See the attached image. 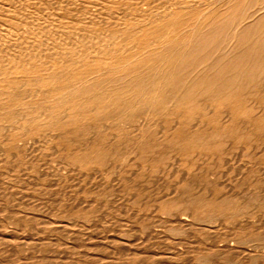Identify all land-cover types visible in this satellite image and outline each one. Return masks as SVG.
Instances as JSON below:
<instances>
[{"label": "bare ground", "instance_id": "1", "mask_svg": "<svg viewBox=\"0 0 264 264\" xmlns=\"http://www.w3.org/2000/svg\"><path fill=\"white\" fill-rule=\"evenodd\" d=\"M32 1H34V0H32ZM177 1H179V0H177ZM207 1H209V0H207ZM13 2H16V1L15 0H0V151H1V153L8 151V153L10 155L11 154L19 155L18 154L19 152H20V154H22V152L19 151L20 149L18 150V148H20L19 145L21 144V142L24 143L27 138H29L30 136L31 137L34 136L36 133H38L40 131L46 132L47 134L49 133L53 137L56 136L58 139H61V140L63 138L61 136L63 135L66 138H69L70 143H73V146H72L73 151H69V153L73 152V156H74L73 159H74L75 164H72V165H77V166H79V169L82 168L85 170V169H94L96 167H104V166L108 165L110 162H112L113 158H115V157L121 158L125 153L124 149L123 150L121 149L123 145H125V147L133 146L134 147L133 149H136V150H142V151L145 150L146 152L148 151L149 153L153 154V156L155 154H159V153H160L159 156H161V154L163 155V153L165 154L167 148H169L167 151V152H169L170 149L174 150L173 149L174 147L176 148L178 146L177 149H179V148L183 149V147H184L185 149L191 150V152H192L191 155L198 153L197 156H195V157H198L197 161H198V159L200 161V156L202 155V152L204 151V147L206 146V144L208 146L210 144H213V145H215L217 147H221V148L224 146H225L224 148H226V146L228 144H230V145L232 144V136H231L232 128L235 126V123L237 122V120L239 121V119H241V128H242L244 135L247 137V139H252L254 135H259V133H263V130L261 128L264 129V102L260 101L259 99H254L252 97L254 95L253 91L255 90L256 85H257L256 82H259L260 84H262L264 82V22L262 23V21L260 19L261 17L259 18V15L261 14V12L264 11V0H262V1L261 0H217V1L214 0L213 2H215V3H217V2L222 3L221 5L218 4V5H220V7H216V5H215V7H211V6L205 7L202 10L197 9V10L201 11L200 14L198 13L199 15L197 14L198 16L201 15V17H199L195 21L194 20L193 21L186 20L187 18L186 19L181 18V17L179 18L180 14H182V12H183L182 9L189 11L187 9H190L193 6V5H191V7H189L185 4L180 3V1H179L176 4L172 5L174 7V9L169 10V12H167L166 16H165V14L163 15V16H165L164 18L160 19L158 17V19H155V20H149L148 19V20H142V21L136 22V23L132 22V21L127 22L124 20L125 22L116 24L117 26H115L113 24L115 27L109 31H106L107 33L105 32V34L104 33L101 34L99 31L100 34H97V35H92L90 33H89L90 35L74 34V35H71L67 38H65V36H66L65 35L64 37H62L63 39L65 38L64 43H63V41L60 42L61 36H60V38H58L56 36V34L55 35L53 34V36H51L52 32L58 33L59 32L58 29L61 30V28L56 27V28H58L56 30H54L53 28H49L51 26L50 23H48L50 26L48 25L49 27H47V28L51 29L50 31H48V32L44 31V30H46L45 27L47 25L45 27L43 26L44 30L43 29L42 30L44 31V35H46L45 33H49L51 35L50 36L46 35L42 39L41 38V37H43L41 35L42 30L40 29L41 30L40 31L39 27H37L38 26L37 24H41V21L39 22V20L37 21V19L33 20L34 17H31L32 15H31V13L29 14L27 7H25V5H22V7L20 9V8H17L19 5L17 6ZM169 2L170 1H168L167 3H169ZM213 2L211 1V3H213ZM22 3H23V1H22ZM42 3H44V2H42ZM191 3H193V2H191ZM198 5H196V6H198ZM32 6H34V5L31 4V8L33 9ZM173 7H171V8H173ZM29 8H30V6H29ZM85 8H87V7L85 6ZM193 8H195V7L193 6ZM38 9H40V8L38 7ZM101 9H103V8H101ZM143 10H145V9H143ZM32 11H34V10H32ZM96 12H97V10H96ZM146 12H148V11H146ZM161 12H163V11H160V13ZM37 13H39V12H37ZM142 13H140V15ZM80 14H81V12H80ZM51 15L54 16L53 13ZM75 15H77V14H75ZM100 15L98 14V16H100ZM140 15H139V17H140ZM34 16H35V14H34ZM52 16H50L51 19H52ZM156 16H158V15H156ZM87 17H88V15H87ZM147 18H148V14H147ZM87 19L89 20V18H87ZM91 19H92V17H91ZM94 19L97 20L96 17H94ZM93 20H92V22L91 21H89V22H91L92 24L96 23V21L93 22ZM110 20H112V19H110ZM34 21L35 22L37 21L35 23L36 25L33 24ZM59 22H60V20H59ZM16 23H18V26H20V27L22 26V23H27V25L29 23V26L25 25V26H27L26 28L23 26L25 28L22 31L23 33L17 34V33H15L18 31L17 28L14 29L13 27L9 26V25L16 24ZM43 23H42V25H43ZM46 23H44V24H46ZM51 23L53 24L54 22H51ZM113 23H115V22H113ZM30 24H31V26H30ZM102 24H104V23H102ZM111 24H112V22H111ZM54 25H52V26L54 27ZM66 26L67 25H65V28L68 29ZM66 29H62L61 31L65 30V33H68L67 32L68 30L66 31ZM106 29H108V28H106ZM83 30L86 32L85 28ZM102 30H101V32L104 31V30L103 31ZM36 31L40 32V34L39 33L35 34L34 32H36ZM79 31H80V29H79ZM79 31H77V33ZM12 32H14L17 35L16 36L14 34V36L17 37V39L15 41H13L14 38L11 39L12 38ZM80 32H82V31H80ZM87 32H88V30H87ZM97 33H98V31H97ZM261 88H262V86H261ZM261 88L259 85L258 89H261ZM262 91L263 90H261V94H262ZM252 93H253V95L251 96ZM233 94L235 96H232ZM237 94H239L238 96H240L239 99L236 96ZM255 95L257 97H260L259 96L260 93L257 95L255 92ZM231 96L233 97L232 99H235V101L239 100V102L241 103L239 105V108L237 107V109L239 110L238 113H234L231 110L229 111V109H227L228 108L227 103L229 104V101H231V99H229ZM257 97H255V98H257ZM236 98H237V100H236ZM254 110L256 113L254 112ZM204 111L206 112L207 116L208 115L210 116V114H211V119H209V117H208V119H209L208 121H207V118L206 119L204 118L205 116H202L205 114ZM167 117L171 118V121L169 120L170 123L168 125L163 121V119L167 118ZM135 119L139 123L138 124L139 126L135 124L136 126H138L137 127L138 130L136 132L134 129L136 134H134L135 133L134 132L132 137L129 139L130 136L128 134H124L123 132H125L127 130V128H129L128 126L131 125V122L133 120L135 122ZM153 124L156 125L154 128H156V127L157 128L155 131L152 132L151 129L153 127ZM215 125H216V127H215ZM150 127H151V129H150L151 131L149 130ZM131 128H132V126H131ZM82 135L84 138H81ZM263 135H264V133L261 136L264 137ZM262 140H264V139H262ZM62 141H64V140H62ZM67 141H68V139H67ZM125 141H127V142L125 143ZM27 143L26 142L24 143L25 146ZM30 145H32V144H30ZM27 146L30 147L29 145H27ZM208 146H207V148H208ZM21 147H23V146L21 145ZM32 147H33V145H32ZM263 147H264V145L262 144V148ZM227 148H229V147H227ZM24 149H25V147H24ZM53 149H54V147H53ZM240 149L241 150L239 152L241 153V151H243L244 149L242 150V147ZM26 150H29V148H27ZM63 150H66V149L64 148ZM263 150H264V148H263ZM59 151L60 150H58L57 152H59ZM174 152H176V151L174 150ZM27 153H28V151H27ZM9 154L8 155L6 154V156L8 157ZM30 154H32V153H30ZM35 154H36V152H35ZM189 154H190V151H189ZM165 155H163V157ZM174 155L176 156V153H172V155H170V156H174ZM213 155H214V153H213ZM240 157H238V158H240ZM8 158H11V157H8ZM145 158L148 159V157H145ZM164 158H166V157H164ZM169 158H167V159H169ZM192 158H194V157H192ZM126 159L127 158H125L124 160H126ZM170 159H171V161H173L172 157ZM170 159H169V161H170ZM194 159H196V158H194ZM8 160H6V161H8ZM11 160H13V159H11ZM14 160H15V158H14ZM23 160H25V159H23ZM54 160H55V158H54ZM150 160L148 159L149 163H150ZM178 160H182V159L180 158ZM232 161H233V159H232ZM23 162H25V161H23ZM51 162L52 161H50V163ZM61 162H63V161H61ZM161 162L163 163V161H161ZM179 162H181V161H178V162L176 161V163H179ZM7 163H5L4 166H6ZM116 163H118V162H116ZM126 163L128 165L129 161L128 162L126 161ZM176 163H174V164H176ZM227 163H229V162L227 161L224 164L228 165ZM23 164H25V163H23ZM70 164H71V162H70ZM164 165H166V164H164ZM14 166L12 167V169L14 168ZM18 166L20 167L21 165H18ZM22 166H27V165H22ZM30 166L31 165H29V168H30ZM61 166L64 167V165H61ZM117 166L118 165H116V167ZM169 166H171V165H169ZM203 166H204V164H203ZM244 166H245V164H244ZM256 166H257V164H256ZM7 167H8V165H7ZM160 167H159V170H160ZM0 168L3 169L4 167L3 168L0 167ZM56 168L58 169V167H56ZM108 168L109 167H107V169ZM122 168H123V164H122ZM130 168H132V167H130ZM143 168H145V166ZM189 168L191 169V167H189ZM232 168H234V167H232ZM232 168H231V170H232ZM254 168H255V166H254ZM66 169H68V167H66ZM100 169H102V168H100ZM187 169H188V167L186 168V170ZM5 170H6V168H5ZM21 170L23 172V169H21ZM147 170H149V169H147ZM214 170H215V168H214ZM228 170H229V168H228ZM228 170H227V172H228ZM14 171H16V170H14ZM18 171H20V170H18ZM26 171H28V170H26ZM63 171H64V169H63ZM89 171H91V170H89ZM95 171H93V172H95ZM103 171H105V170L101 171L102 174L104 173ZM143 171H145V169ZM204 171H205V169H204ZM10 172H9V174H10ZM22 172H21V174H22ZM56 172H54V173H56ZM59 172L60 171H58V174H56V175L59 176V174L61 173V172L60 173ZM93 172L91 174H93ZM97 172L98 171H96V174H98ZM112 172H113V170H112ZM54 173H53V176L55 175ZM62 173L64 174V172H62ZM115 173H114V175L113 174H111V175L115 176L116 175ZM157 173H158V171H157ZM189 173H190V171H189ZM12 174H13V172H12ZM88 174H87V176H88ZM220 174H222V173H220ZM1 175H2V172H1ZM13 175H15V174H13ZM20 175H18V176H20ZM24 175L26 177L27 173ZM183 175H181V176H183ZM206 175H205V177H206ZM79 176H80L79 179H82L81 177H83V176H81V175H79ZM100 176H101V174H100ZM113 176L112 177L110 176V178H113ZM189 176H190V174H189ZM197 176H199V175H197ZM226 176H227V173H226ZM49 177H50V175H49ZM184 177H185V175H184ZM21 178L22 177L20 176V181L23 182L21 180ZM41 178L44 179L43 177H41ZM60 178H62V177H60ZM88 178L90 179V175ZM98 178H99V176H98ZM148 178H149V176H148ZM181 178L183 180V177H181ZM181 178H179V180ZM185 179H187V180H185ZM194 179H196V177L193 178V180ZM0 180H1V178H0ZM18 180H19V178H18ZM56 180L60 181L59 178H57ZM116 180L117 179H115V181L114 180H112V181L118 182ZM182 180H180V181L182 182ZM184 180L187 183L186 184L187 186H191L190 189L192 188V186L194 188V186L197 184L195 181H193L189 178H184ZM63 181H64V179H63ZM63 181H61V183H63ZM88 181H86V182H88ZM90 181H91V179H90ZM67 182H68V180H67ZM100 182H102V181L100 180ZM181 182H179L178 185H180ZM221 182H223V184H224V181H221ZM25 183L27 184L28 182H25ZM50 183H51V181H50ZM54 183H55V181H54ZM88 183H86V184H88ZM11 184H13V183H10V185ZM56 184H57V182H56ZM157 184H159V183H157ZM189 184H191V185H189ZM1 185H3V184H1ZM21 185L24 186L23 184H21ZM47 185H49V184H47ZM52 185H51V187H52ZM121 185L122 184H120V187H121ZM125 185H127V184H125ZM136 185H138V184H136ZM201 185H203V184H201ZM4 186H6V185L4 184ZM7 186H8V184H7ZM74 186H76V185H74ZM204 186L205 185H203V187ZM230 186L231 185H229V187ZM18 187H20V186H18ZM170 187H173V186H170ZM211 187L213 188V185ZM217 187H219V185ZM246 187H248V186H246ZM42 188H43V186H42ZM91 188H92V186L90 187V189ZM140 188H141V185H140ZM159 188H160V186H159ZM159 188H158V190L160 191ZM0 189H4V188L0 187ZM21 189H22V187H21ZM125 189H127V188H125ZM173 189H174V187H173ZM179 189L181 190L182 187H180ZM225 189H227V186ZM5 190H4V194H5V192L9 191V190L5 191ZM43 190L45 191V189H43ZM58 190H60V189L58 188ZM62 190L65 191L66 189L64 190V188H63ZM77 190H78V188H77ZM94 190L96 191V189H94ZM142 190H144V188ZM192 190H191V192H192ZM0 191L3 192V190H0ZM16 191H18V190H16ZM79 191H80V189H79ZM90 191H93V190H90ZM162 191H164V190H162ZM20 192L18 195H20ZM175 192H177V191H175ZM175 192L173 191V193H175ZM186 192L187 193H185V189H184V193L181 192V194H180L177 192L178 194H180V196L177 195V198H176L177 205H176L175 209H171V208H169V209L163 208L162 209L161 208V210L164 211V213H172L173 216H175V218L177 220L176 222L179 225L181 223L182 225L185 224L186 226L187 225L189 226V224L191 225V223H190L191 221L192 222L199 221L200 223H201V221L208 222L206 224H213V223L215 224L218 222V223H222V225H223L225 222V219H227V218L229 219V217L231 218V215H233V216H236V215L244 216V214L247 213L245 210H242V208L240 206L231 204L226 200L221 201L218 204L213 203V199H215L214 201H216V196L213 195L212 190L209 189L208 187L205 190V195H203V197H199L200 195L197 196V194H199V193L188 194V191H186ZM229 192H230V190L227 193H229ZM15 193L17 194V192H15ZM22 193H23V191H22ZM249 193H253V192L250 191ZM4 194L3 193L1 194V195L5 196L4 198L2 197V199L6 198V195H4ZM13 194L14 193H12V195ZM171 194L168 193L167 194L168 197L172 196ZM18 195H15V196H18ZM28 195H30V194H28ZM88 195H91V194H88ZM88 195H87V197H88ZM114 195L115 194H113V196ZM63 196L64 195H62V197ZM65 196H66V194H65ZM11 197L12 196L10 195V198H9L10 201L14 196L12 198ZM20 197L21 196H19V198ZM25 197L27 198L26 195H25ZM66 197H64V198H66ZM145 197H146V195H145ZM148 197H146V198H148ZM14 198H17V197H14ZM67 198H66V200H67ZM100 198H101V196H100ZM20 199H25V198L22 197ZM20 199H19V201H20ZM170 199H172V198L170 197ZM71 200L72 199H70L69 201L71 202ZM78 200H80V199L78 198ZM120 201H121V199H120ZM139 201H141V198ZM157 201H159V200L157 199ZM229 201H230V199H229ZM16 202H18V200H16ZM118 202H119V200H118ZM118 202H115V203L118 204ZM259 202H260V200H259ZM21 203H22V201H21ZM37 203H38V201H37ZM90 203L84 202L85 207L92 208L93 207L92 205H94V203H92V202H90ZM22 204H24V203H22ZM27 204L25 203L24 206L26 207ZM39 204L37 205L35 203V205L37 206L36 208H38V207L40 208ZM44 204H46V203H44ZM76 204L79 206L80 202L76 203ZM76 204H75V206H76ZM81 204H82L81 206H83V203H81ZM96 205H98V204H95V207H97ZM112 205L113 204H111V206ZM3 206L4 205L1 204L0 208ZM28 206H30V205H28ZM111 206H109V207H111ZM25 207H24V209L28 208V207L27 208H25ZM33 207H34V209L32 208V211H30L28 209H27L28 211H26V210L25 211L26 212H29V211L34 212L35 206H33ZM50 207H51V205H50ZM116 207H117V205H116ZM123 207H121V209L122 208L125 209V206H123ZM127 207L125 209L126 211H127ZM173 207H175V205ZM77 208H79V207H77ZM5 209H6V207H5ZM8 209H10V208H8ZM8 209L6 211H8ZM131 209H130V211H131ZM13 210L14 209H12L11 213L15 212V210H14V212H13ZM36 210L39 211L38 209H36ZM74 210H75V208H74ZM100 210H101V207H100ZM125 210H122V211L124 212ZM128 210H129V208H128ZM25 211H23V215H24ZM116 211H117V209H116ZM102 212H104V211H102ZM16 213H18V212L16 211ZM34 213H37V212H34ZM56 213H58V212H56ZM59 213H61V212H59ZM67 213H69V212H67ZM88 213L91 214V212H89V211H88ZM8 214H6V215H8ZM39 214H43V213H39ZM90 214H88V215L90 216ZM128 214H129V212H128ZM134 214L136 215V213H134V212L131 215H134ZM260 214H258V215H260ZM25 215H27V213ZM84 215H86V214H84ZM110 215L111 214H109V216ZM54 216H52V217H54ZM79 216H78V218H79ZM169 216H171V215H169ZM181 216H182V218H181ZM21 217L25 218L24 216H21ZM35 217H36V215H35ZM69 217H71V216H69ZM29 218H31V217H29ZM46 218H48V217H46ZM56 218H58V217H56ZM61 218L64 219V217H61ZM72 218H74V217H72ZM72 218H70V219H72ZM87 218H89V217H87ZM130 218H131V216H130ZM244 218H245V216H244ZM7 219H8V217H7ZM54 219H53V221H54ZM27 220H28V218H27ZM8 221H6V222H8ZM21 221H22V219H21ZM31 221H33L32 218H31ZM44 221H46V220H44ZM68 221H70V220H68ZM144 221H146V220H144ZM48 222H52V221L49 220ZM204 222H203V224H205ZM226 222H227V220H226ZM12 223L13 222L10 223V226ZM65 223H67V222H65ZM69 223H71V222H69ZM168 223H170V222H168ZM196 223L198 224V222H196ZM236 223L238 224L239 222L236 221ZM19 224H21V223H19ZM84 224H85V222H84ZM98 224H99V222H98ZM192 224H194V223H192ZM0 225H1V223H0ZM8 225H9V223H8ZM16 225H18V224H16ZM34 225H35V223H34ZM173 225H175V223ZM228 225H229V223H228ZM20 226L22 227V225H20ZM59 226H60V224H59ZM124 226L127 227V225H124ZM124 226H121V227H124ZM196 226L198 227L199 225H196ZM208 226H210V225H208ZM254 226L253 227L250 226L249 229L247 228L248 231H247L246 236H248V237H250V235L255 236L256 231L253 229ZM33 227L34 226H32V228ZM130 227H131V225H130ZM10 228L13 229V227H10ZM69 228H71V227H69ZM80 228L82 229V227H80ZM99 228H101V227H99ZM128 228H129V226H128ZM183 228H185V227L183 226L182 229ZM204 228L206 229V227H204ZM209 228H211V227H208V229ZM17 229L18 228H16V230ZM103 229H101V230H103ZM172 229L170 230V232L174 231ZM224 229H226V228H224ZM83 231H84V229H83ZM160 231H162V229H160ZM178 231H180V233H181V230H178ZM215 231H216V229H215ZM52 232L54 233L55 231H52ZM60 232H62V231H60ZM64 232H65V230H64ZM77 232H78V230H77ZM91 232H92V230H91ZM104 232H105V230H104ZM130 232H126V234L125 233L124 234L127 236V233H130ZM167 232H168V234H170L169 237H171V233H173V232H171V233L169 231H167ZM191 232L194 233V231H191ZM191 232H190V234H191ZM0 233H3V232H0ZM16 233H18V231ZM25 233L27 234V235L25 234V237L28 236L27 238H29L30 236L28 235V231ZM47 233H48V231H47ZM88 233H87V236H88ZM100 233H101V231H100ZM115 233H116V231H115ZM139 233L137 232L136 234H139ZM228 233L233 234L232 232H229V230H228ZM74 234L76 235V233H74ZM181 234H182V236H185V235H183V232ZM224 234H225V232H224ZM21 235L24 236V234H22V233H21ZM35 235H36V231H35ZM44 235H45V233H44ZM56 235L58 236L57 233H56ZM63 235H65V234H63ZM98 235H100V234H98ZM105 235H107V234H104V236ZM172 235L175 236L174 234H172ZM111 236L112 235H110V237ZM191 236H192V234H191ZM223 236H225V235H223ZM0 237H1V235H0ZM15 237H16V235H15ZM47 237H49V236H47ZM58 237H60V236H58ZM91 237L94 238L93 236H91ZM106 237H108V235ZM207 237L210 238L209 235H207ZM9 238H10V236H9ZM18 238L19 237H17L16 239H18ZM69 238H70V236L68 237V240H69ZM74 238L76 239V237H74ZM79 238H80V236H79ZM81 238H84V236ZM115 238H116V236H115ZM115 238H113V239H115ZM148 238H149V236H148ZM150 238L152 239V237H150ZM171 238H169V240ZM173 238H175V237H173ZM35 239H39V236H38V238L35 237L33 239V241ZM45 239L46 238H44V240ZM72 239H73V237H72ZM72 239L70 241H72ZM95 239H96V237L94 238V240ZM108 239H107V241H108ZM113 239L112 240L110 239V240L114 242ZM163 239H162V241H163ZM205 239H206V237H205ZM205 239H203V237H202V240H205ZM247 239H249V238H247ZM62 240H67V239H65V237H64V239H62ZM121 240H119V241L121 242ZM146 240H147V238H146ZM159 240H161V239H159ZM13 241H15V240H13ZM6 242H8V241H6ZM17 242H19V241H17ZM21 242H23V241H21ZM65 242H68V241H65ZM86 242H88V241H86ZM102 242L104 243V241H102ZM113 242H112V245L115 243V242L114 243ZM33 243H35V242H33ZM37 243L39 244V242H37ZM49 243L50 242H48L47 244H49ZM52 243H50V244L54 246L55 243L54 244H52ZM108 243H109V241H108ZM137 243H139V242H137ZM140 243L143 244L142 242H140ZM155 243H157V241ZM179 243H181V241H179ZM228 243H229V241H228ZM228 243H226V245L224 247L219 248V251L232 252L234 254L240 253L237 250L240 247L235 249L232 245L233 242L231 243L232 246L229 245ZM6 244H5V246H6ZM115 244H117V243H115ZM144 244H146V243H144ZM151 244H153V243H151ZM248 244H250V243L248 242ZM55 245H57V244H55ZM154 245H156V244H154ZM9 246L13 247V244L9 245ZM36 246H39V245H36ZM40 246H41V244H40ZM53 246H51V248ZM56 247H58V245ZM110 247H111V245H110ZM86 248H88V247H86ZM108 248H109V246H108ZM255 248L259 249V250L263 249L264 244H257ZM2 249H3V247H2ZM66 249H67V247H66ZM32 250H37V249H32ZM105 250H107V249H105ZM110 250L112 253L113 250L111 248H110ZM115 250L117 252V249H115ZM118 250H120V249H118ZM5 251H6V249H5ZM10 251H13V250H10ZM18 251H20V250L18 249ZM26 251H27L26 254H29L28 250L25 249V252ZM38 251H39V249H38ZM47 251H45V252H47ZM54 251L55 250H53V253H54ZM56 251H58V250H56ZM130 251H129V253H131ZM167 251H168V249H167ZM30 252H32V251H30ZM92 252H94V251H92ZM15 253L16 252H14V255H15ZM78 253L81 254V252H78ZM158 253H160V252H158ZM8 254H10V253H8ZM63 254H65V252ZM252 254H254V253L252 252ZM30 255H31V253H30ZM67 255L69 256V254H65L64 256L66 257ZM83 255H84V253H83ZM163 255H166V253ZM163 255H162V257H163ZM172 255L175 256V258H179V257L185 256V252L183 251V249L181 247L180 249H173ZM11 256H12V254H11ZM75 256H77V255H75ZM84 256L86 257V255H84ZM128 257H129V255H128ZM138 257H140V256H138ZM6 258H8V257H5V259ZM30 258L32 259V255ZM82 258H83V256H82ZM101 258H103V257H101ZM110 258H111V256H110ZM39 260H41V259H39ZM4 261L5 260H3V262ZM8 261L10 263V260H8ZM72 261H75V260L72 259ZM117 261H116V264H118ZM141 261H143V260H141ZM36 262L37 261H35V263ZM40 262H42V261H40ZM96 262H97V260H96ZM7 263H5V264H7ZM2 264H4V263H2ZM50 264H53V263H50ZM193 264H194V262H193Z\"/></svg>", "mask_w": 264, "mask_h": 264}, {"label": "rangeland", "instance_id": "2", "mask_svg": "<svg viewBox=\"0 0 264 264\" xmlns=\"http://www.w3.org/2000/svg\"><path fill=\"white\" fill-rule=\"evenodd\" d=\"M15 3L18 7L20 8L22 7V5H25V7H27V10L29 12V14L31 13V17H34L33 20L37 19V21L39 20V22L41 21V24H37L39 27V30L43 29L44 27L46 30H44L45 32L50 31L51 29L49 28H53L54 30L58 29L56 27H59L62 29H66L65 25H67L66 27L68 29H66V31L68 33H65L64 31H61L58 29V33H45L46 35H51L53 36V34L60 38L61 36V40L60 42L65 41V38L74 35V34H81V35H97V34H102L106 31H109L111 29H113L115 26H117L116 24L125 22V21H132V22H140L142 20H155L158 19V17L164 18L167 14V12H169V10L174 9V7L172 5L176 4L177 2L180 1V3L185 4L189 7H191V5H193L195 8H193V6L190 9H187L189 11H186L184 9L182 14H180L179 18H184L186 20L189 21H195L197 20L200 16H198L201 11L197 10V9H204L205 7H220V5L222 4L221 2H213L214 0H15ZM23 1V3H22ZM28 1V2H27ZM41 1V2H40ZM51 1V2H50ZM78 1V2H77ZM168 1H170L169 3H167ZM203 1V2H202ZM211 1L213 3H211ZM217 1V0H215ZM262 1V0H261ZM19 4H18V3ZM33 2V3H32ZM39 2V3H38ZM44 2V3H42ZM46 2V3H45ZM69 2V3H68ZM75 2V3H74ZM172 2V3H171ZM193 2V3H191ZM205 2V3H204ZM37 3V4H36ZM103 3V4H102ZM211 3V4H210ZM30 4V5H29ZM31 4L34 5L32 6L33 9L31 8ZM45 4V5H44ZM51 4V5H50ZM67 6H66V5ZM112 4V5H111ZM146 4V5H145ZM199 4V5H198ZM208 4V5H207ZM220 4V5H218ZM27 5V6H26ZM198 5V6H196ZM213 5V6H212ZM30 6V8H29ZM85 6L87 8H85ZM138 6V7H137ZM166 6V7H165ZM168 6V7H167ZM36 9H35V8ZM38 7L40 9H38ZM65 7V8H64ZM67 7V8H66ZM103 9H101V8ZM110 7V8H109ZM173 7V8H171ZM198 7V8H197ZM58 8V9H57ZM140 8V9H139ZM30 9V10H29ZM34 11H32V10ZM38 9V10H37ZM49 11H48V10ZM51 9V10H50ZM79 9V10H78ZM97 12H96V10ZM99 9V10H98ZM105 9V10H104ZM146 11H150L149 13ZM194 9V10H193ZM64 10V11H63ZM94 10V11H93ZM138 12H137V11ZM39 13H37V12ZM55 11V12H54ZM58 11V12H57ZM74 13H73V12ZM83 11V12H82ZM92 11V12H91ZM99 11V12H98ZM105 11V12H104ZM160 11H163L160 13ZM71 12V13H70ZM81 12V14H80ZM88 12V13H87ZM95 12V13H94ZM101 12V13H100ZM124 12V13H123ZM140 13H142L139 17ZM193 12V13H192ZM44 13V14H43ZM53 13L54 16H52L51 14ZM87 13V14H86ZM116 13V14H115ZM159 13V14H158ZM192 13V14H191ZM199 13V14H198ZM35 14V16H34ZM77 14V15H75ZM98 14L101 16H98ZM147 14H148V18H147ZM165 14V16H163ZM198 14V15H197ZM263 14V15H262ZM43 15V16H42ZM52 16V19L50 16ZM88 15V17H87ZM92 15V16H91ZM97 15V16H96ZM115 17H114V16ZM158 15V16H156ZM160 15V16H159ZM38 16V17H37ZM48 16V17H47ZM84 16V17H83ZM105 16V17H104ZM125 16V17H124ZM139 18H138V17ZM144 16V17H143ZM45 19H44V18ZM92 17V19H91ZM94 17H96L97 20L94 19ZM99 17V18H98ZM136 17V18H135ZM204 17V16H203ZM261 17V18H260ZM47 18V19H46ZM54 18V19H53ZM65 18V19H64ZM89 18V20L87 19ZM137 20H135V19ZM138 18V19H137ZM258 18V17H257ZM259 18L261 19L262 23L264 22V11L261 12V14L259 15ZM258 18V19H259ZM49 19V20H48ZM60 22H59V20ZM62 19V20H61ZM91 19V20H90ZM94 19V20H93ZM112 19V20H110ZM141 19V20H140ZM46 20V21H45ZM96 21V23L92 24L91 22ZM102 20V21H101ZM125 20V21H124ZM36 21V22H37ZM46 23V24H44ZM66 21V22H65ZM76 21V22H75ZM85 21V22H84ZM91 21V22H89ZM119 21V22H118ZM35 21L33 22L34 25H36ZM51 22H54L53 24ZM88 22V23H87ZM112 22V24H111ZM115 22V23H113ZM118 22V23H117ZM43 23V25H42ZM50 23L51 26L48 24ZM68 23V24H67ZM87 23V24H86ZM90 23V24H89ZM100 23V24H99ZM104 23V24H102ZM17 24V25H16ZM16 24H12L9 25L11 27H13L14 29L17 28V32L15 33H23V29H25L27 26H29V23L27 25V23H22V26H18V23ZM24 24V25H23ZM55 24V25H54ZM59 24V25H58ZM108 24V25H107ZM115 26H114V25ZM15 25V26H14ZM20 25V24H19ZM27 25V26H25ZM42 25V26H41ZM50 27H49V26ZM54 25V27L52 26ZM62 25V26H61ZM105 25V26H104ZM25 28H24V27ZM31 26V24H30ZM44 26V27H43ZM20 27V28H19ZM49 27V28H47ZM71 27V28H70ZM73 27V28H72ZM80 27V28H79ZM89 27V28H88ZM19 28V29H18ZM75 28V29H74ZM86 29V32L88 30V32L86 33L83 29ZM101 28V29H100ZM108 28V29H106ZM48 29V30H47ZM78 29V30H77ZM82 31L80 32L79 31ZM100 29V30H99ZM104 31H103V30ZM21 30V31H20ZM40 30V31H41ZM42 32V39L46 36L44 35V31ZM73 30V31H72ZM90 30V31H89ZM95 30V31H94ZM101 30L103 32H101ZM77 31H79L77 33ZM92 31V32H91ZM98 31V33H97ZM100 31V33H99ZM74 32V33H73ZM76 32V33H75ZM95 32V33H94ZM14 32H12V38H14L13 41H15L17 39V35ZM29 33V32H28ZM35 34L40 32H34ZM63 33V34H62ZM71 33V34H70ZM90 33V34H89ZM107 33V32H106ZM14 34L16 36H14ZM68 34V35H67ZM24 35V34H23ZM63 35V36H62ZM66 35V36H65ZM40 36V35H39ZM65 38L63 39L62 37ZM48 37V36H47ZM59 42V43H60ZM256 88L253 91V93L251 94V96L253 95L252 98L254 99H259L260 101L264 102V82L262 84H260L259 82H256ZM260 85V88L262 86L261 89H258ZM261 90L262 94H261ZM258 95L260 93V97H257L255 95ZM239 94H237V98L239 99L240 96H238ZM232 96H235L234 94ZM230 97L229 99H231V101H229V104L227 103V109H229V111L231 110L234 113H238L239 110L237 109V107L239 108V105L241 104L238 101H235V99H232L233 97ZM257 97V98H255ZM263 97V98H262ZM235 98V97H234ZM236 98V100H237ZM261 98V99H260ZM237 109V110H236ZM255 112V110H254ZM204 118H207V121L209 119H211V114L210 116L206 115V112L204 111ZM256 113V112H255ZM241 116V115H240ZM209 117V119H208ZM168 118V119H167ZM164 118L163 121L168 125L171 121L170 117ZM170 120V121H169ZM168 121V122H167ZM137 122V123H136ZM239 123V124H238ZM138 125V121L135 119L131 122V125L128 126L129 128H127V130L125 132H123L124 134H128L130 137L129 139L132 137L133 133L136 131L137 132V127ZM132 126V128H131ZM156 125L153 124V127L151 129V127L149 128V130L151 129L152 132L156 130V128H154ZM216 127V125H215ZM135 129V131H134ZM154 129V130H153ZM263 130L264 133V129L261 128ZM150 130V131H151ZM132 132V133H131ZM136 132L134 134H136ZM231 136H232V144H228L226 146V148L224 147H217L213 144H210L209 146L206 144V146L204 147V151L202 152V157L200 156V161L195 157L197 156V154L195 153L194 155H191L192 152L189 149H185L183 147L177 149V147L173 148L176 152H174V150H169V148H167L165 154L163 153V155H165L164 158L163 155L160 153L159 154H155L153 156V154L149 153L148 151L145 152L142 150H136L133 149V146H127L125 147V145L122 146V150L124 149V155L120 158H113L112 162H110L108 165L104 166V167H96L94 169H79V166L77 165H72L75 164L74 163V156H73V152L69 151H73V143H70L69 138H66L65 136H61L63 137L62 141L61 139H58L56 136L53 137L52 135H50L49 133L47 134L46 132H38L36 133L34 136H30L29 138H27L25 140V142L27 143V145H29L30 147H26L25 146V142H21V144L19 145L20 148H18L19 151L22 152V154H20V152L18 153L19 155H15V154H9L8 151L6 152H2L0 151V167H4L3 169L0 170V175L2 172V175L0 176L1 180H0V187L4 188V189H0L3 190V192L0 193V206L1 204L4 205L6 207L3 206L0 208V233L1 235V239H0V263H7V264H116V261L118 264H264V248L263 249H256V245L257 244H264V150L262 148V144L264 145V137H262L261 135L263 133H259V135H254L252 139H247V137L244 135L242 128H241V119H239V121L237 120V122L235 123V126L232 128V132H231ZM264 136V135H263ZM239 137V138H238ZM241 137V138H240ZM81 138H84L83 135ZM32 139V140H31ZM68 139V141H67ZM128 139V140H129ZM239 139V140H238ZM127 140V141H128ZM30 141V142H29ZM55 141V142H54ZM67 141V142H66ZM125 141V143L127 142ZM259 143H258V142ZM32 142V143H31ZM69 142V143H68ZM262 142V143H261ZM67 143V144H66ZM32 144V145H30ZM50 144V145H49ZM54 144V145H53ZM57 144V145H56ZM65 144V145H64ZM70 144V145H69ZM129 144V143H128ZM261 144V145H260ZM21 145L23 147H21ZM53 145V146H52ZM242 145V146H241ZM260 145V146H259ZM46 146V147H45ZM65 146V147H64ZM208 146V148H207ZM211 146V147H210ZM255 146V147H254ZM25 147V149H24ZM54 147V149H53ZM56 147V148H55ZM229 147V148H227ZM242 147L241 153L239 152ZM247 147V148H246ZM27 148H29V150H26ZM34 150H33V149ZM46 148V149H45ZM62 148V149H61ZM66 150H63V149ZM211 148V149H210ZM262 148V149H261ZM57 149V150H56ZM207 149V150H206ZM58 150H60L59 152H57ZM134 150V151H133ZM209 150V151H208ZM259 150V151H258ZM262 150V151H261ZM24 151V152H23ZM28 151V153H27ZM139 151V152H138ZM182 151V152H181ZM190 151V154H189ZM215 151V152H214ZM220 151V152H219ZM226 151V152H225ZM34 152V153H33ZM36 152V154H35ZM133 152V153H132ZM239 152V153H238ZM244 152V153H243ZM11 157L8 158L6 156V154ZM27 153V154H26ZM32 153V154H30ZM130 153V154H129ZM135 153V154H134ZM147 155H146V154ZM172 153H176V156H170L172 155ZM214 153V155H213ZM259 155H258V154ZM32 156H30V155ZM35 154V155H34ZM128 154V155H127ZM146 156H145V155ZM53 155V156H52ZM133 155V156H132ZM144 155V156H143ZM242 155V156H241ZM252 155V156H251ZM22 156V157H21ZM136 156V157H135ZM153 156V157H152ZM172 157V160L169 158ZM184 156V157H183ZM187 156V157H186ZM191 156V157H190ZM217 158H216V157ZM240 158H238V157ZM19 157V158H18ZM148 157V159L150 160V163L148 162V159L145 158ZM179 157V158H178ZM196 159H194V158ZM233 157V158H232ZM253 157V158H252ZM15 158V160H14ZM31 158V159H30ZM55 158V160H54ZM125 158H127L126 160H124ZM165 160H164V159ZM169 158V159H167ZM176 158V159H175ZM182 159V160H178V159ZM208 158V159H207ZM236 158V159H235ZM9 159V160H8ZM13 159V160H11ZM20 159V160H19ZM25 159V160H23ZM136 159V160H135ZM139 159V160H138ZM147 159V160H146ZM153 159V160H152ZM185 161H184V160ZM194 159V160H193ZM214 159V160H213ZM233 159V161H232ZM239 161H238V160ZM8 160V161H6ZM20 162H19V161ZM22 160V161H21ZM29 160V161H28ZM49 160V161H48ZM175 160V161H174ZM187 160V161H186ZM191 160V161H190ZM203 160V161H202ZM226 160V161H225ZM258 160V161H257ZM11 161V162H10ZM25 161V162H23ZM50 161H52L50 163ZM63 161V162H61ZM124 161V162H123ZM126 161L128 163H126ZM153 161V162H152ZM158 161V162H157ZM160 161V162H159ZM163 161V163L161 162ZM167 161V162H166ZM176 161H181L179 163H176ZM184 161V162H183ZM228 165L224 164L226 162ZM8 162V163H7ZM19 162V163H18ZM57 164H56V163ZM71 162V164H70ZM114 162V163H113ZM118 162V163H116ZM123 162V163H122ZM145 164H144V163ZM176 164H174V163ZM192 162V163H191ZM224 162V163H223ZM5 163H7L6 166ZM18 163V164H17ZM25 163V164H23ZM29 163V164H28ZM54 163V164H53ZM60 163V164H59ZM63 163V164H62ZM116 163V164H115ZM123 164V168H122V164ZM125 163V164H124ZM175 165H173V164ZM186 163V164H185ZM237 163V164H236ZM10 164V165H9ZM69 164V165H68ZM111 164V165H110ZM136 164V165H135ZM161 164V165H160ZM166 164V165H164ZM171 166H169V165ZM195 164V165H194ZM204 164V166H203ZM230 164V165H229ZM245 164V166H244ZM248 164V165H247ZM257 164V166H256ZM16 167H15V166ZM18 165H27V166H18ZM29 165L30 168H29ZM61 165H64L61 166ZM115 165V166H114ZM116 165H118L116 167ZM148 165V166H147ZM168 165V166H167ZM182 165V166H181ZM199 165V166H198ZM201 165V166H200ZM250 165V166H249ZM252 165V166H251ZM14 166V168L12 169V167ZM18 166V167H17ZM121 166V167H120ZM132 168H130V167ZM145 166V168H143ZM147 166V167H146ZM161 166V167H160ZM177 166V167H176ZM179 166V167H178ZM225 166V167H224ZM255 166V168H254ZM58 167V169L56 168ZM66 167H68V169H66ZM107 167H109L107 169ZM115 167V168H114ZM149 167V168H148ZM160 167V170H159ZM165 167V168H164ZM168 169H167V168ZM171 167V168H170ZM176 169H175V168ZM188 167V169L186 170V168ZM191 167V169L189 168ZM199 167V168H198ZM234 167V168H232ZM6 168V170H5ZM78 168V169H77ZM102 168V169H100ZM113 168V169H112ZM215 168V170H214ZM229 168V170H228ZM232 168V170H231ZM242 168V169H241ZM248 168V169H247ZM253 168V169H252ZM8 169V170H7ZM23 169V172L22 170ZM55 169V170H54ZM64 169V171H63ZM97 169V170H96ZM105 170L103 171L104 175L102 174V172L100 170ZM108 171H107V170ZM127 169V170H126ZM145 169V171H143ZM149 169V170H147ZM164 169V170H163ZM184 169V170H183ZM205 169V171H204ZM16 170V171H14ZM20 170V171H18ZM28 170V171H26ZM73 170V171H72ZM89 170H93V171H98L96 174V171L93 172V174H91L92 172ZM113 170V172H112ZM122 170V171H121ZM147 170V171H146ZM166 170V171H165ZM178 170V171H177ZM183 170V171H182ZM194 170V171H193ZM228 170V172H227ZM235 170V171H234ZM237 170V171H236ZM251 170V171H250ZM5 171V172H4ZM11 171V172H10ZM57 171V172H56ZM58 171H60L59 176L56 175L58 174ZM78 171V172H77ZM158 171V173H157ZM161 171V172H160ZM177 171V172H176ZM185 171V172H184ZM187 171V172H186ZM190 171V173H189ZM216 171V172H215ZM7 172V173H6ZM10 172V174H9ZM15 174L13 175L12 174ZM20 172V173H19ZM26 177L24 174H26ZM56 172V173H54ZM64 172V174L62 173ZM75 172V173H74ZM80 172V173H79ZM87 172V173H86ZM108 172V173H107ZM110 172V173H109ZM112 172V173H111ZM116 172V173H115ZM133 172V173H132ZM184 172V173H183ZM17 173V174H16ZM41 173V174H40ZM52 173V174H51ZM53 173L55 174L53 176ZM89 173V174H88ZM114 173L116 174L115 176ZM123 173V174H122ZM126 173V174H125ZM130 173V174H129ZM156 173V174H155ZM186 173V174H185ZM198 173V174H197ZM218 173V174H217ZM222 173V174H220ZM227 173V176H226ZM253 173V174H252ZM21 174V175H20ZM62 174V175H61ZM88 174V176H87ZM101 174V176H100ZM109 174V175H108ZM113 174V175H111ZM122 174V175H121ZM148 174V175H147ZM165 174V175H164ZM177 174V175H176ZM185 177H184V175ZM190 174V176H189ZM207 174V175H206ZM225 174V175H224ZM7 175V176H6ZM11 175V176H10ZM20 175L22 178L21 180L23 182L20 181ZM29 175V176H28ZM50 175V177H49ZM75 175V176H74ZM82 179H79L80 176ZM90 175V179L88 178ZM176 175V176H175ZM183 175V176H181ZM193 175V176H192ZM195 175V176H194ZM199 175V176H197ZM204 175V176H203ZM206 175V177H205ZM219 175V176H218ZM236 175V176H235ZM94 176V177H93ZM99 176V178H98ZM104 176V177H103ZM110 176L113 178H110ZM117 176V177H116ZM131 176V177H130ZM138 176V177H137ZM149 176V178H148ZM196 177V179L193 180V178ZM223 176V177H222ZM4 177V178H3ZM16 177V178H15ZM41 177H43L44 179H42ZM62 177V178H60ZM68 177V178H67ZM97 177V178H96ZM183 177V180L182 178ZM216 177V178H215ZM19 178V180H18ZM41 178V179H40ZM48 178V179H47ZM53 178V179H52ZM57 178L60 179V181L56 180ZM93 178V179H92ZM105 178V179H104ZM121 178V179H120ZM137 178V179H136ZM158 178V179H157ZM179 178H181L180 180H182V182L179 180ZM184 178H189L193 181H195L197 184L194 186H192V188L190 189L191 186H187ZM234 178V179H233ZM258 178V179H257ZM260 178V179H259ZM5 179V180H4ZM16 179V180H15ZM39 181H38V180ZM64 179V181H63ZM76 179V180H75ZM79 179V180H78ZM115 179H117L116 181L118 182H114ZM144 179V180H143ZM202 179V180H201ZM236 179V180H235ZM44 180V181H43ZM47 180V181H46ZM49 180V181H48ZM68 180V182H67ZM90 182H89V181ZM100 180L102 182H100ZM106 180V181H105ZM114 180V181H112ZM121 182H120V181ZM205 180V181H204ZM227 180V181H226ZM14 181V182H13ZM18 181V182H17ZM28 182L27 184L25 182ZM43 181V182H42ZM51 181V183H50ZM55 181V183H54ZM61 181H63V183H61ZM74 181V182H73ZM88 181V182H86ZM97 181V182H96ZM159 181V182H158ZM161 181V182H160ZM224 181V184L223 182ZM229 181V182H228ZM235 181V182H234ZM254 181V182H253ZM4 182V183H3ZM17 184H16V183ZM57 182V184H56ZM68 184H67V183ZM78 182V183H77ZM95 182V183H94ZM128 182V183H127ZM164 182V183H163ZM176 182V183H175ZM179 182H181L180 185ZM202 182V183H201ZM204 182V183H203ZM226 182V183H225ZM240 182V183H239ZM260 182V183H259ZM10 183H15L14 185ZM38 183V184H37ZM72 183V184H71ZM80 183V184H79ZM85 183V184H84ZM88 183V184H86ZM116 183V184H115ZM131 183V184H130ZM151 183V184H150ZM159 183V184H157ZM207 183V184H206ZM221 183V184H220ZM228 183V184H227ZM233 183V184H232ZM245 183V184H244ZM262 183V184H261ZM4 184L6 186H4ZM8 184V186H7ZM20 184V185H19ZM21 184H23L24 186H22ZM49 184V185H47ZM53 184V185H52ZM55 184V185H54ZM67 184V185H66ZM120 184L121 187H120ZM127 184V185H125ZM138 184V185H136ZM205 185L203 187V185ZM223 184V185H222ZM244 184V185H243ZM28 185V186H27ZM40 185V186H39ZM46 185V186H45ZM52 185V187H51ZM70 185V186H69ZM76 185V186H74ZM141 185V188H140ZM191 185V184H189ZM213 185V188L211 187ZM219 185V187H217ZM229 185H231L229 187ZM4 186V187H3ZM20 186V187H18ZM43 186V188H42ZM45 186V187H44ZM63 186V187H62ZM69 186V187H68ZM79 186V187H78ZM87 186V187H86ZM92 186V188L90 189V187ZM156 186V187H155ZM160 186V188H159ZM166 186V187H165ZM173 186V187H170ZM201 186V187H200ZM210 186V187H209ZM221 186V187H220ZM227 186V189H225ZM248 186V187H246ZM8 187V188H7ZM22 187V189H21ZM74 187V188H73ZM76 187V188H75ZM82 187V188H81ZM98 187V188H97ZM151 187V188H150ZM176 187V188H175ZM182 187V189H185V193H187L186 191H188V194H197L200 195L199 197H203V195H205V190L207 189V187L209 189L212 190L213 195L216 196V201H214L215 199H213V203L218 204L221 201H228L231 204L234 205H238L242 208V210H245L247 213L244 214V216L241 215H236L233 216L231 215V218L229 217V219H225V222L227 220V222L222 225V223H213V224H206L208 222H204L201 221V223L199 221H194V222H190L191 225L189 224V226L185 225V224H181L180 225L176 222V218L175 216H173L172 213H164V211L161 210V208L163 209H175L176 205H177V195L180 196L181 192L184 193V189L180 190L179 188ZM189 187V188H188ZM12 188V189H11ZM16 188V189H15ZM49 190H48V189ZM58 188L60 190H58ZM64 188L65 191H63L62 189ZM69 188V189H68ZM72 188V189H71ZM78 188V190H77ZM127 188V189H125ZM144 188V190H142ZM146 188V189H145ZM158 188L160 189V191L158 190ZM187 188V189H186ZM206 188V189H205ZM230 188V189H229ZM244 188V189H243ZM261 190H260V189ZM9 190L8 192H5L4 194V190ZM45 189V191L43 190ZM80 189V191H79ZM96 189V191L94 190ZM176 189V190H175ZM180 191H179V190ZM193 189V190H192ZM233 189V190H232ZM240 189V190H239ZM250 189V190H249ZM5 190V191H6ZM20 192V195L18 191ZM82 190V191H81ZM93 190V191H90ZM154 190V191H153ZM164 190V191H162ZM170 190V191H169ZM192 190V192H191ZM230 190L229 193H227ZM246 190V191H245ZM255 190V191H254ZM260 190V191H259ZM23 191V193H22ZM62 191V192H61ZM90 193H89V192ZM101 191V192H100ZM137 191V192H136ZM142 191V192H141ZM159 191V192H158ZM173 191H177L175 193H173ZM200 191V192H199ZM202 191V192H201ZM253 192V193H249V192ZM17 192V194L15 193ZM25 192V193H24ZM54 192V193H53ZM69 194H67V193ZM86 192V193H85ZM98 192V193H97ZM241 192V193H240ZM6 195L5 199H2V197L4 198L5 196L1 195V194ZM10 193V194H9ZM12 193L14 194L12 195ZM27 193V194H26ZM44 193V194H43ZM56 193V194H55ZM66 197L65 196V194ZM94 193V194H93ZM107 193V194H106ZM168 193H172V196L168 197ZM9 194V195H8ZM23 194V195H22ZM27 196V198L25 197V195ZM30 194V195H28ZM64 195L62 197V195ZM74 194V195H73ZM91 194V195H88ZM98 194V195H97ZM102 194V195H101ZM113 194H115L113 196ZM140 194V195H139ZM148 194V195H147ZM157 194V195H156ZM163 194V195H162ZM187 194V195H188ZM8 195V196H7ZM10 195L13 197H17V198H12L10 201ZM76 195V196H75ZM88 195V197H87ZM97 195V196H96ZM108 195V196H107ZM142 195V196H141ZM148 197L146 198L145 197ZM176 195V196H175ZM247 195V196H246ZM19 196H21L20 198L24 197L25 199H20ZM48 196V197H47ZM73 196V197H72ZM75 196V197H74ZM92 196V197H91ZM99 196V197H98ZM103 199H101L100 198ZM125 196V197H124ZM140 196V197H139ZM244 196V197H243ZM258 196V197H257ZM31 197V198H30ZM66 197V198H64ZM107 197V198H106ZM136 197V198H135ZM170 197L172 199H170ZM175 197V198H174ZM33 198V199H32ZM78 198L81 200H78ZM92 198V199H91ZM126 198V199H125ZM141 198V201H139ZM147 200H146V199ZM150 198V199H149ZM14 199V200H13ZM20 199V201H19ZM70 199L71 202L69 201ZM75 201H74V200ZM116 199V200H115ZM119 202H118V200ZM121 199V201H120ZM143 199V200H142ZM153 199V200H152ZM157 199L159 201H157ZM168 199V200H167ZM230 199V201H229ZM6 200V201H5ZM16 200H18V202H16ZM38 203H37V201ZM91 200V201H90ZM105 200V201H104ZM156 200V201H155ZM239 200V201H238ZM260 200V202H259ZM15 203H14V202ZM24 203L22 204L21 203ZM26 201V202H25ZM33 201V202H32ZM35 201V202H34ZM40 201V202H39ZM69 201V202H68ZM74 201V202H73ZM79 206L76 203H79ZM118 202L115 203V202ZM176 201V202H175ZM232 201V202H231ZM248 201V202H247ZM8 204H7V203ZM10 202V203H9ZM56 202V203H55ZM84 202H92L94 203V205H92L93 207H85ZM122 202V203H121ZM175 202V203H174ZM25 203L27 204L26 207L24 206ZM32 203V204H31ZM35 203L39 206L40 208H36L37 206L35 205ZM46 203V204H44ZM59 203V204H58ZM83 203V206H81ZM146 205H145V204ZM156 203V204H155ZM7 204V205H6ZM21 206H20V205ZM76 204V206H75ZM91 204V203H90ZM95 204L97 207H95ZM111 204H113L111 206ZM142 204V205H141ZM144 204V205H143ZM30 205V206H28ZM51 205V207H50ZM54 205V206H53ZM56 205V206H55ZM115 205V206H114ZM117 205V207H116ZM119 205V206H118ZM129 205V206H128ZM157 205V206H156ZM175 205V207L173 206ZM257 205V206H256ZM8 206V207H7ZM27 208L28 210L32 211V208L34 209L33 206H35V211L37 213L34 212H26L28 211L27 209H24V207ZM49 206V207H48ZM59 206V207H58ZM68 206V207H67ZM75 206V207H74ZM111 206V207H109ZM125 206V209L127 207V211L125 209H121V207ZM142 206V207H141ZM260 206V207H259ZM262 206V207H261ZM54 209H53V208ZM79 207V208H77ZM85 207V208H84ZM101 207V210H100ZM107 207V208H106ZM109 207V208H108ZM120 207V208H119ZM133 207V208H132ZM10 208V209H8ZM73 208V209H72ZM75 208V210H74ZM77 208V209H76ZM88 208V209H87ZM112 208V209H111ZM117 211H116V209ZM129 208V210H128ZM132 208V209H131ZM251 208V209H250ZM4 209V210H3ZM8 209V211H6ZM12 209L14 213L12 212ZM36 209H38L39 211H37ZM61 209V210H60ZM84 209V210H83ZM94 209V210H93ZM115 209V210H114ZM131 209V211H130ZM148 209V210H147ZM26 210V211H25ZM59 210V211H58ZM122 210H125L124 212ZM146 210V211H145ZM241 210V211H242ZM249 210V211H248ZM16 211L18 213H16ZM23 211L24 215H23ZM54 211V212H53ZM69 212V213H65V212ZM91 212L90 213H88ZM97 211V212H96ZM104 211V212H102ZM122 211V212H121ZM136 213V215H131L133 214V212ZM9 214H8V213ZM58 212V213H56ZM61 212V213H59ZM110 212V213H109ZM120 212V213H119ZM129 212V214H128ZM161 212V213H160ZM256 212V213H255ZM20 213V214H19ZM27 213V215H25ZM29 213V214H28ZM34 213V214H33ZM39 213H43V214H39ZM57 215H55V214ZM151 213V214H150ZM254 213V214H253ZM261 213V214H260ZM8 214V215H6ZM11 214V215H10ZM15 214V215H14ZM74 214V215H73ZM86 214V215H84ZM90 214V216L88 215ZM109 214H111L109 216ZM171 216H169V215ZM252 214V215H251ZM260 214V215H258ZM30 215V216H29ZM32 215V216H31ZM36 215V217H35ZM58 217V218H56ZM80 215V216H79ZM84 215V216H83ZM167 215V216H166ZM13 216V217H12ZM24 216L25 218L21 217ZM27 216V217H26ZM54 216V217H52ZM71 216V217H69ZM79 216V218H78ZM131 216V218H130ZM142 216V217H141ZM250 216V217H249ZM8 217V219H7ZM21 217V218H20ZM31 217L33 221H31ZM40 219H39V218ZM48 217V218H46ZM61 217H64V219H62ZM67 217V218H66ZM69 217V218H68ZM74 217V218H72ZM89 217V218H87ZM127 217V218H126ZM147 217V218H146ZM151 217V218H150ZM247 217V218H246ZM5 218V219H4ZM12 218V219H11ZM19 218V219H18ZM28 218V220H27ZM50 218V219H49ZM55 218V219H54ZM60 218V219H59ZM72 218V219H70ZM83 220H81V219ZM125 218V219H124ZM156 218V219H155ZM163 218V219H162ZM182 218V216H181ZM235 218V219H234ZM22 219V221H21ZM42 219V220H41ZM54 219V221H53ZM139 219V220H138ZM162 219V220H161ZM169 219V220H168ZM171 219V220H170ZM243 219V220H242ZM261 219V220H260ZM9 220V221H8ZM12 220V221H11ZM20 220V221H19ZM24 220V221H23ZM46 220V221H44ZM52 221V222H48V221ZM66 220V221H65ZM70 220V221H68ZM72 220V221H71ZM146 220V221H144ZM151 220V221H150ZM159 220V221H158ZM167 220V221H166ZM8 221V222H6ZM13 222L10 226V223ZM148 221V222H147ZM229 221V222H228ZM239 222L238 224L236 223ZM60 222V223H59ZM67 222V223H65ZM71 222V223H69ZM73 222V223H72ZM85 222V224H84ZM99 222V224H98ZM162 222V223H161ZM167 222V223H166ZM170 222V223H168ZM175 225H173L174 223ZM198 222V224L196 223ZM203 222L205 224H203ZM247 222V223H246ZM249 222V223H248ZM253 222V223H252ZM9 223V225H8ZM21 223V224H19ZM23 223V224H22ZM35 223V225H34ZM101 223V224H100ZM124 223V224H123ZM126 223V224H125ZM130 223V224H129ZM138 223V224H137ZM142 223V224H141ZM152 223V224H151ZM164 223V224H163ZM172 223V224H171ZM194 223V224H192ZM200 223V224H199ZM229 223V225H228ZM18 224V225H16ZM60 224V226H59ZM64 224V225H63ZM74 226H73V225ZM77 224V225H76ZM89 226H88V225ZM123 224V225H122ZM137 224V225H136ZM151 224V225H150ZM177 224V225H176ZM240 224V225H239ZM13 225V226H12ZM22 225V227L20 226ZM30 225V226H29ZM53 225V226H52ZM58 225V226H57ZM66 225V226H65ZM72 225V226H71ZM86 225V226H85ZM101 225V226H100ZM124 225H127L124 226ZM131 225V227H130ZM146 225V226H145ZM164 225V226H163ZM196 225H199L198 227ZM201 225V226H200ZM207 225V226H206ZM210 225V226H208ZM247 225V226H246ZM255 225V226H254ZM18 226V227H17ZM32 226H34L32 228ZM45 226V227H44ZM71 228H69V227ZM96 226V227H95ZM124 226V227H121ZM129 226V228H128ZM143 226V227H142ZM185 227L182 229V227ZM191 226V227H190ZM223 226V227H222ZM232 228H231V227ZM253 227L254 226V230L256 231L255 236L254 235H250V237L246 236L247 231L249 229V227ZM262 226V227H261ZM10 227H13L10 228ZM18 228L16 230V228ZM29 227V228H28ZM51 227V228H50ZM82 227V229L80 228ZM86 227V228H85ZM90 229H88V228ZM101 227V228H99ZM136 227V228H135ZM142 227V228H141ZM157 227V228H156ZM167 227V228H166ZM177 227V228H176ZM193 227V228H192ZM201 227V228H200ZM206 227V229L204 228ZM208 227H211L208 229ZM9 228V229H8ZM24 228V229H23ZM56 228V229H55ZM58 228V229H57ZM104 228V229H103ZM107 228V229H106ZM127 230H126V229ZM131 228V229H130ZM155 228V229H154ZM164 228V229H163ZM173 228V229H172ZM204 228V229H203ZM214 228V229H213ZM226 228V229H224ZM248 228V229H247ZM21 229V230H20ZM32 229V230H31ZM38 229V230H37ZM84 229V231H83ZM96 229V230H95ZM103 229V230H101ZM123 229V230H122ZM151 229V230H150ZM160 229H162V231H160ZM174 230L171 231L173 233L170 232V230ZM188 229V230H187ZM200 229V230H199ZM216 229V231H215ZM241 229V230H240ZM246 229V230H245ZM2 230V231H1ZM12 230V231H11ZM15 230V231H14ZM28 231V235L30 236L29 238H27L28 236L25 237V232ZM33 232H31V231ZM42 230V231H41ZM67 233H65L64 232ZM73 230V231H72ZM78 230V232H77ZM92 230V232H91ZM105 230V232H104ZM122 230V231H121ZM125 230V231H124ZM132 230V231H131ZM138 230V231H137ZM140 230V231H139ZM183 232V235L180 233ZM194 231L191 232V231ZM227 230V231H226ZM232 232L231 233H228ZM235 230V231H234ZM258 230V231H257ZM10 231V232H9ZM18 231V233H16ZM35 231H36V235H35ZM48 231V233H47ZM52 231H55L58 236L56 235V233L54 234ZM62 231V232H60ZM68 231V232H67ZM86 231V232H85ZM101 231V233H100ZM103 231V232H102ZM116 231V233H115ZM124 231V232H123ZM131 231V232H130ZM136 231V232H135ZM155 231V232H154ZM169 231L171 233V237L170 234H168ZM246 233H245V232ZM7 232V233H6ZM13 232V233H12ZM24 232V233H23ZM31 232V233H30ZM64 232V233H63ZM80 232V233H79ZM89 232V233H88ZM111 232V233H110ZM122 232V233H121ZM126 232H130L127 233V236L125 235ZM139 234H136V233ZM158 232V233H157ZM160 232V233H159ZM167 232V233H166ZM178 232V233H177ZM192 236H191V234ZM196 232V233H195ZM204 232V233H203ZM225 232V234H224ZM24 234L23 235H21ZM45 233V235H44ZM76 233V235L74 234ZM79 233V234H78ZM88 233V236H87ZM96 233V234H95ZM121 233V234H120ZM125 233V234H124ZM149 233V234H148ZM164 233V234H163ZM189 233V234H188ZM213 233V234H212ZM33 236H32V235ZM43 234V235H42ZM61 234V235H60ZM65 234V235H63ZM70 234V235H69ZM84 234V235H83ZM100 234V235H98ZM104 234H107L108 237H106L107 235L104 236ZM141 234V235H140ZM147 234V235H146ZM172 234H174L175 236H173ZM182 236H180V235ZM16 235V237H15ZM27 235V234H26ZM55 235V236H54ZM74 235V236H73ZM110 235H112L110 237ZM143 235V236H142ZM145 235V236H144ZM207 235H209L210 238L207 237ZM223 235H227L226 237ZM245 235V236H244ZM10 236V238H9ZM39 239H35L33 241V239L36 237ZM49 236V237H47ZM70 236V238L72 239V241H70L71 239L68 237ZM80 236V238H79ZM84 238H81L83 237ZM91 236H93L94 238L96 237V239L94 240V238H92ZM116 236V238H115ZM124 236V237H123ZM140 236V237H139ZM147 236V237H146ZM149 236V238H148ZM17 237H19L18 239H16ZM24 237V238H23ZM32 237V238H31ZM67 239V240H62V239ZM76 237V239L74 238ZM105 237V238H104ZM126 237V238H125ZM152 237V239L150 238ZM175 237V238H173ZM185 237V238H184ZM206 239L205 240H202ZM254 237V238H253ZM43 238V239H42ZM44 238H46L44 240ZM53 238V239H52ZM98 238V239H97ZM109 238V239H108ZM115 238V239H113ZM122 240H121V239ZM140 238V239H139ZM145 238V239H144ZM147 238V240H146ZM165 240H164V239ZM169 238H171L169 240ZM182 238V239H181ZM195 238V239H194ZM249 238V239H247ZM263 238V239H262ZM11 241H10V240ZM20 239V240H19ZM32 241H31V240ZM57 239V240H56ZM59 239V240H58ZM94 241H93V240ZM106 239V240H105ZM109 243H108V241ZM113 239L115 244L113 241L111 240ZM118 239V240H117ZM151 239V240H150ZM156 239V240H155ZM161 239V240H159ZM163 239V241H162ZM226 241H225V240ZM246 239V240H245ZM15 240V241H13ZM29 240V241H28ZM53 240V241H52ZM62 240V241H61ZM82 240V241H81ZM91 242H90V241ZM121 240V242L119 241ZM125 240V241H124ZM149 240V241H148ZM159 240V241H158ZM173 240V241H172ZM8 241V242H5ZM19 241V242H17ZM23 241V242H21ZM26 241V242H25ZM31 241V242H30ZM45 241V242H44ZM47 241V242H46ZM68 241V242H65ZM70 241V242H69ZM74 241V242H73ZM88 241V242H86ZM104 241V243L102 242ZM107 241V242H106ZM151 241V242H150ZM157 241V243L155 242ZM175 241V242H174ZM179 241H181V243H179ZM204 241V242H203ZM211 241V242H210ZM229 241V243H228ZM252 241V242H251ZM13 242V243H12ZM29 242V243H28ZM35 242V243H33ZM39 242V244L37 243ZM41 242V243H40ZM48 242L52 243V244H57L58 247H56L57 245L54 244L51 245L50 243L47 244ZM59 242V243H58ZM64 244H63V243ZM72 242V243H71ZM106 242V243H105ZM112 242L114 243L112 245ZM119 242V243H118ZM123 242V243H122ZM125 242V243H124ZM127 242V243H126ZM139 242V243H137ZM140 242H142L143 244H141ZM165 242V243H164ZM210 242V243H209ZM233 242V243H232ZM248 242L250 244H248ZM28 243V244H27ZM45 243V244H44ZM86 243V244H85ZM98 243V244H97ZM146 243V244H144ZM153 243V244H151ZM161 243V244H160ZM189 243V244H188ZM219 243V244H218ZM222 243V244H221ZM226 243H228L229 245H233V247L239 248L237 249L240 253L234 254L232 252H222L219 251V248H222L226 245ZM244 243V244H243ZM6 244V246H5ZM9 246V245H12ZM41 244V246H40ZM60 244V245H59ZM85 244V245H84ZM96 244V245H95ZM100 244V245H99ZM103 244V245H102ZM109 244V245H108ZM119 244V245H118ZM156 244V245H154ZM164 244V245H163ZM191 244V245H190ZM224 244V245H223ZM16 245V246H15ZM39 245V246H36ZM48 245V246H47ZM88 245V246H87ZM91 245V246H90ZM94 245V246H93ZM111 245V247H110ZM134 245V246H133ZM141 245V246H140ZM149 247H148V246ZM167 245V246H166ZM205 245V246H204ZM231 245V246H232ZM250 245V246H249ZM15 246V247H14ZM36 246V247H35ZM51 246H53L51 248ZM85 246V247H84ZM93 246V247H92ZM107 248H106V247ZM109 246V248H108ZM145 246V247H144ZM210 246V247H209ZM219 246V247H218ZM3 247V249H2ZM17 247V248H16ZM20 247V248H19ZM67 247V249H66ZM72 247V248H71ZM88 247V248H86ZM103 247V248H102ZM105 247V248H104ZM121 247V248H120ZM126 247V248H125ZM147 247V248H146ZM154 247V248H153ZM158 247V248H157ZM176 247V248H175ZM182 247L183 251L185 252V256L179 257V258H175V256L172 255L173 249H180ZM216 247V248H215ZM251 247V248H250ZM30 248V249H29ZM43 248V249H42ZM61 248V249H60ZM64 248V249H63ZM110 248L113 250L111 253ZM123 248V249H122ZM128 248V249H127ZM149 248V249H148ZM164 248V249H163ZM189 248V249H188ZM243 248V249H242ZM255 248V249H254ZM6 249V251H5ZM18 249L21 251H18ZM25 249L28 250L29 254H26L27 251L25 252ZM32 249H37V250H32ZM39 249V251H38ZM71 249V250H70ZM107 249V250H105ZM117 249V252L116 250ZM120 249V250H118ZM170 252H168L167 251ZM210 249V250H209ZM215 249V250H214ZM2 250V251H1ZM13 250V251H10ZM17 250V251H16ZM41 250V251H40ZM43 250V251H42ZM47 252H45V251ZM53 250H58V251H54ZM81 250V251H80ZM106 252H105V251ZM115 250V251H114ZM131 250V251H130ZM158 250V251H157ZM236 250V251H237ZM247 250V251H246ZM249 250V251H248ZM32 251V252H30ZM70 253H69V252ZM91 251V252H90ZM94 251V252H92ZM98 251V252H97ZM119 251V252H118ZM129 251L131 253H129ZM137 251V252H136ZM163 251V252H162ZM167 251V252H166ZM210 251V252H209ZM212 251V252H211ZM6 252V253H5ZM12 252V253H11ZM20 252V253H19ZM51 252V253H50ZM65 252V254H69V256L67 255L66 257L64 256L65 254H63ZM74 252V253H73ZM78 252H81L78 253ZM116 252V253H115ZM122 252V253H121ZM145 252V253H144ZM160 252V253H158ZM235 252V251H234ZM248 252V253H247ZM250 252V253H249ZM252 252L254 254H252ZM10 253V254H8ZM22 253V254H21ZM32 255V259L30 258ZM33 253V254H32ZM76 253V254H75ZM78 253V254H77ZM86 255V257L83 255ZM98 253V254H97ZM128 253V254H127ZM144 253V254H143ZM166 255H163L165 254ZM4 254V255H3ZM8 254V255H7ZM12 254V256H11ZM26 254V255H25ZM117 254V255H116ZM132 254V255H131ZM153 254V255H152ZM163 257H162V255ZM18 255V256H17ZM24 255V256H23ZM47 257H46V256ZM77 255V256H75ZM79 255V256H78ZM101 255V256H100ZM107 255V256H106ZM114 255V256H113ZM127 255V256H126ZM129 255V257H128ZM49 256V257H48ZM83 256V258H82ZM92 256V257H91ZM100 256V257H99ZM111 256V258H110ZM132 256V257H131ZM140 256V257H138ZM3 257V258H2ZM5 257H8L5 259ZM34 257V258H33ZM46 257V258H45ZM76 257V258H75ZM85 257V258H84ZM89 257V258H88ZM103 257V258H101ZM147 257V258H146ZM157 257V258H156ZM172 257V258H171ZM174 257V258H173ZM37 258V259H36ZM70 258V259H69ZM75 261H72V259ZM118 258V259H117ZM41 259V260H39ZM86 259V260H85ZM106 259V260H105ZM237 259V260H236ZM3 260H5L3 262ZM10 260V263L9 261ZM39 260V261H38ZM68 260V261H67ZM97 260V262H96ZM143 260V261H141ZM188 262H187V261ZM244 260V261H243ZM7 261V262H6ZM35 261H37L35 263ZM42 261V262H40ZM46 261V262H45ZM71 261V262H70ZM85 261V262H84ZM94 261V262H93ZM111 261V262H110ZM183 261V262H182ZM34 262V263H33ZM40 262V263H39ZM134 262V263H133Z\"/></svg>", "mask_w": 264, "mask_h": 264}]
</instances>
